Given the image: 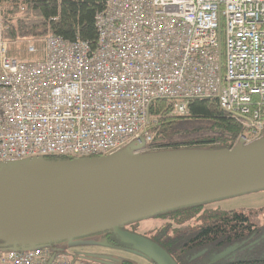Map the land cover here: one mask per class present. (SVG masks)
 <instances>
[{
	"label": "built area",
	"instance_id": "built-area-1",
	"mask_svg": "<svg viewBox=\"0 0 264 264\" xmlns=\"http://www.w3.org/2000/svg\"><path fill=\"white\" fill-rule=\"evenodd\" d=\"M96 42L48 35L43 57L8 53L0 22V163L157 151L154 98L216 97L264 136V0H105ZM220 30H222L223 54ZM27 49L34 50L31 42ZM1 264H71L54 244L0 247Z\"/></svg>",
	"mask_w": 264,
	"mask_h": 264
},
{
	"label": "water",
	"instance_id": "water-1",
	"mask_svg": "<svg viewBox=\"0 0 264 264\" xmlns=\"http://www.w3.org/2000/svg\"><path fill=\"white\" fill-rule=\"evenodd\" d=\"M136 141L46 171L0 163V246L33 245L113 229L155 264H176L151 239L119 224L175 206L264 187V136L230 148L132 154Z\"/></svg>",
	"mask_w": 264,
	"mask_h": 264
},
{
	"label": "trees",
	"instance_id": "trees-1",
	"mask_svg": "<svg viewBox=\"0 0 264 264\" xmlns=\"http://www.w3.org/2000/svg\"><path fill=\"white\" fill-rule=\"evenodd\" d=\"M104 2L0 0L2 35L8 40L9 55L18 59H42L45 39L51 34L66 40L79 37L94 45L97 38L95 14L103 8ZM222 41L220 30L223 54ZM29 42L34 46L33 51L27 49ZM174 103L173 98L159 97L151 100L148 107L150 130L154 132L153 143L160 149L230 148L240 135H246V129L220 106L216 97H189L186 99V111L181 114L173 112ZM176 134L191 136L182 140L173 139L172 136ZM42 157L65 158L66 163L77 159L63 155ZM56 167L32 171H46ZM205 204L196 202L175 206L146 216L162 219L151 233L138 231L140 218L129 219L118 226L151 239L165 249L176 264H203L209 262L212 256L211 264H264V230L250 219L249 214L252 212L203 207ZM100 231L114 244H119L121 239L135 247L111 228L88 233ZM124 264L131 263L127 261Z\"/></svg>",
	"mask_w": 264,
	"mask_h": 264
},
{
	"label": "rangeland",
	"instance_id": "rangeland-1",
	"mask_svg": "<svg viewBox=\"0 0 264 264\" xmlns=\"http://www.w3.org/2000/svg\"><path fill=\"white\" fill-rule=\"evenodd\" d=\"M1 22V20H0ZM190 134L173 135V139H187ZM67 162L65 158H45L35 156L26 158L21 162L28 170L42 169L43 167L60 166ZM203 207H215L221 210H234L252 212L250 219L257 222L260 229L264 230V187L248 192L221 197L205 202ZM162 222L156 217H145L138 219V231L146 233L153 232L154 228ZM54 244L63 250L74 264H124L127 261L131 264H149L151 259L143 252L119 239V244L108 240L102 231L92 232L83 235L73 236L65 239H58ZM1 264V263H0Z\"/></svg>",
	"mask_w": 264,
	"mask_h": 264
},
{
	"label": "flooded vegetation",
	"instance_id": "flooded-vegetation-1",
	"mask_svg": "<svg viewBox=\"0 0 264 264\" xmlns=\"http://www.w3.org/2000/svg\"><path fill=\"white\" fill-rule=\"evenodd\" d=\"M140 233H142V232H140ZM217 257H219V255ZM213 258H214V256L210 257L209 262L207 261V262H204L203 264H211V261H213Z\"/></svg>",
	"mask_w": 264,
	"mask_h": 264
},
{
	"label": "bare ground",
	"instance_id": "bare-ground-1",
	"mask_svg": "<svg viewBox=\"0 0 264 264\" xmlns=\"http://www.w3.org/2000/svg\"><path fill=\"white\" fill-rule=\"evenodd\" d=\"M105 1V0H104ZM103 11V9L98 10L96 13H101Z\"/></svg>",
	"mask_w": 264,
	"mask_h": 264
}]
</instances>
